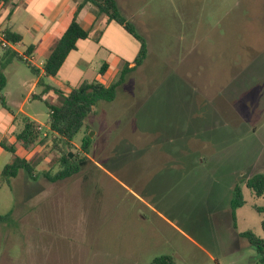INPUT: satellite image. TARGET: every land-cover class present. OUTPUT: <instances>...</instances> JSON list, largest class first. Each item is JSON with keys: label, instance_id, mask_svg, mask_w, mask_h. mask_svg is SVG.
Segmentation results:
<instances>
[{"label": "rangeland", "instance_id": "1", "mask_svg": "<svg viewBox=\"0 0 264 264\" xmlns=\"http://www.w3.org/2000/svg\"><path fill=\"white\" fill-rule=\"evenodd\" d=\"M115 1L144 39L146 56L113 101L93 107L69 147L54 149L47 124V105H60L62 93L58 102L32 101L41 135L19 154L31 175L0 181V264H150L161 256L175 264H256L239 234L264 237V213L254 209L264 196L245 186L264 173V0ZM29 8L45 11L47 1ZM78 46L60 77L83 56L94 69L82 83L103 63L120 64L117 81L139 49L114 24ZM10 92L7 85L6 102ZM5 108L0 131L12 119L13 139L25 116L12 103ZM11 139L1 143L9 147ZM61 151L84 162L77 174L50 182L44 175L60 170ZM236 186L245 203L233 221Z\"/></svg>", "mask_w": 264, "mask_h": 264}, {"label": "trees", "instance_id": "2", "mask_svg": "<svg viewBox=\"0 0 264 264\" xmlns=\"http://www.w3.org/2000/svg\"><path fill=\"white\" fill-rule=\"evenodd\" d=\"M12 0H0V6L11 3ZM90 4L94 6L99 14L106 16L109 22H114L120 26L128 35L139 43L137 56L132 62H126L120 71L117 81L111 82L104 86L99 81L83 82L78 87L71 89L66 95L62 96L60 105H47L48 108V130L56 136L54 149L61 143L63 146H71L74 136L81 130L84 119L91 113L93 107L99 102H111L114 100L118 88L126 76L139 67L146 56V44L144 39L137 33L134 26L122 16L115 0H83L77 5L76 11L70 20L66 30L61 38L56 42L50 54L43 63V72L47 77H55L63 65L69 53L76 49V44L80 40H85L89 36V32L83 29L77 22V15L81 9ZM3 36L6 42L15 44L21 42V36L9 29L3 31ZM32 46L26 49V53L30 54ZM8 58L18 59L22 61L21 57L17 56L11 49L5 48L2 56L4 64L8 62ZM2 66L0 64V103L5 107L4 96L2 91L5 87V77L2 73ZM107 69V64H102L99 69V75L102 76ZM48 89H50L48 87ZM57 91V90H55ZM36 125L33 122L24 120V126L21 132L16 136V142L19 149L28 151L29 148L40 139V132L36 130ZM44 138L46 134H43ZM42 138V140H44ZM41 140V141H42ZM89 138L82 142V150L87 153ZM5 150L13 154V158L7 163L0 172V181L10 185L11 181L15 179L20 171H26L31 175V164L28 160L18 157L14 146H2ZM59 158L60 170L56 174L50 176L45 174V178L50 182L61 181L69 178L79 172L84 161L77 163L76 158H69L68 152H62ZM245 186L257 198L264 196V173H258L245 181ZM245 202L242 199L238 186L234 189V196L231 201L232 220L235 221V210L241 207ZM254 209L258 213H264V205L255 206ZM1 219V218H0ZM233 226H235L233 224ZM264 230V221L262 222ZM239 236L244 239L251 247L254 248L257 254V263L264 264V237L254 235L251 231L241 232ZM150 264H175L171 256H161L154 259Z\"/></svg>", "mask_w": 264, "mask_h": 264}, {"label": "crops", "instance_id": "3", "mask_svg": "<svg viewBox=\"0 0 264 264\" xmlns=\"http://www.w3.org/2000/svg\"><path fill=\"white\" fill-rule=\"evenodd\" d=\"M33 1L37 2L41 0H13L9 4L0 6V33L9 29L21 36V42L9 44L6 48L11 49L22 59V61H19L18 59L8 58V62L4 64L1 59L5 48L0 46V64H3L2 73L5 77L4 89L7 85H9L12 89L10 95L6 94L7 102L4 96L6 105L7 103H12L18 106V112L25 116L24 120L26 119L29 122H33L35 125L40 126L37 123V118L34 114L37 109L32 101H44L45 99L56 101L57 97H60L59 92H61L62 95H66L73 88L67 86L65 82L74 84V86L78 87L82 84V78L86 76L90 69H94V63L92 60L90 61L86 57L80 56L74 60L71 70L68 71L69 73L65 72L66 75L64 74L60 77L67 61L66 58L55 77L45 76L43 72V63L50 54L52 48L55 46L56 42L61 38L66 30L76 11L77 5L83 0H46L48 8H46L45 11L42 10L43 8H29V4ZM76 19L79 25L89 32L87 39L77 42V50L80 43L88 42L92 37L95 38L96 35H103V32L110 28L112 24L117 25L114 22H109L105 15L99 14L97 9L90 4L85 5L81 11H79ZM121 30L124 31L122 28ZM25 38H29L30 43L28 46L23 47V41ZM30 46L33 48L30 54H27L26 49ZM77 50H73V52ZM37 57L40 58V62L38 65H35L32 61ZM20 65H26L30 71L34 73V77L28 76L22 70ZM119 68L120 64H116L115 68L107 64L105 73L100 76L99 70H97L91 81L96 80L104 86H107L113 81V78L117 74ZM72 72H78L79 75L76 80L73 79L71 75ZM105 78H107V81L103 82L102 80ZM45 80L51 83V85H46L44 83ZM48 87L50 89H48ZM40 89L41 91L38 92L37 90ZM13 96H19V102L16 103V101H11V97ZM7 108L4 107L2 112H0V114L3 113L6 118L10 114L6 110ZM11 118H14V116L11 115ZM12 124V119H10L8 125L5 127V130L0 131V172L13 158V154L5 150L2 147L3 144L1 143V140L3 141L4 138L11 139L12 134L8 135V131L12 128ZM18 134H16V136ZM15 141L16 137H13L11 141L5 142L9 143L8 145L11 147L17 144ZM14 148H16L15 154L20 157V152L24 150L19 149L18 146ZM24 159L28 160L27 157Z\"/></svg>", "mask_w": 264, "mask_h": 264}, {"label": "built area", "instance_id": "4", "mask_svg": "<svg viewBox=\"0 0 264 264\" xmlns=\"http://www.w3.org/2000/svg\"><path fill=\"white\" fill-rule=\"evenodd\" d=\"M9 44L10 43L6 42V40L4 39L3 33H0V46L2 48H6L9 46ZM36 129L40 131L42 128L41 126H37Z\"/></svg>", "mask_w": 264, "mask_h": 264}, {"label": "water", "instance_id": "5", "mask_svg": "<svg viewBox=\"0 0 264 264\" xmlns=\"http://www.w3.org/2000/svg\"><path fill=\"white\" fill-rule=\"evenodd\" d=\"M68 156H69V158H71V157H72L70 153L68 154Z\"/></svg>", "mask_w": 264, "mask_h": 264}]
</instances>
